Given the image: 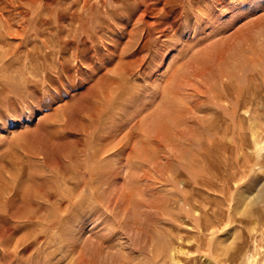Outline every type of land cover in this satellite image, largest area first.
Masks as SVG:
<instances>
[{"label": "rangeland", "instance_id": "rangeland-1", "mask_svg": "<svg viewBox=\"0 0 264 264\" xmlns=\"http://www.w3.org/2000/svg\"><path fill=\"white\" fill-rule=\"evenodd\" d=\"M0 14V94L21 96L0 122V224L8 195L34 201L14 264H264V0Z\"/></svg>", "mask_w": 264, "mask_h": 264}, {"label": "bare ground", "instance_id": "bare-ground-1", "mask_svg": "<svg viewBox=\"0 0 264 264\" xmlns=\"http://www.w3.org/2000/svg\"><path fill=\"white\" fill-rule=\"evenodd\" d=\"M1 15V14H0ZM7 23V22H6ZM9 27V26H8ZM61 45V44H60ZM57 46H58V44H57ZM50 47H51V45H50ZM53 47H54V45H53ZM55 48V47H54ZM58 48V47H57ZM56 48V49H57ZM62 48H64V47H62ZM62 48H61V50H62ZM51 50V49H50ZM7 51H10V48H9V50H7ZM6 52V51H5ZM4 52V53H5ZM50 52V51H49ZM60 52V51H59ZM62 52V51H61ZM54 53H56V52H53V54ZM7 54V53H6ZM11 54V53H10ZM9 54V55H10ZM51 54V53H50ZM81 54V53H80ZM8 55V54H7ZM4 56V55H3ZM66 56V55H65ZM58 57V56H57ZM66 58V57H65ZM51 59H53V58H51ZM55 62V61H54ZM60 62V61H59ZM66 62V61H65ZM52 64V63H51ZM29 65V64H28ZM77 65H79L78 64V62H77ZM30 66V65H29ZM52 66V65H51ZM81 66V65H80ZM64 67V66H63ZM65 67H67V66H65ZM23 68V67H22ZM62 68V67H61ZM69 69V68H68ZM56 70V69H55ZM29 71V70H28ZM28 71H26V72H28ZM31 71V70H30ZM29 71V72H30ZM33 71V70H32ZM62 71V70H61ZM67 71V70H66ZM14 72H15V70H14ZM17 72V71H16ZM15 72V73H16ZM22 72H23V69H22ZM18 73V72H17ZM24 73V72H23ZM22 73V74H23ZM36 73V72H35ZM34 74V72L32 73V75ZM58 74V73H57ZM69 74V73H68ZM31 74H29L28 76H30ZM36 75V74H35ZM42 76V75H41ZM64 76V75H63ZM69 76H71V74L69 75ZM44 77H48V76H46V75H44ZM19 78V77H18ZM32 78V77H31ZM34 79H35V77H33ZM104 78V77H103ZM59 79V78H58ZM65 79V78H64ZM18 80H20V79H18ZM37 81V80H36ZM36 81H34V80H27V79H24L23 81H22V85H24V87L25 88H27L28 89V91L30 90L29 88L30 87H32V86H34L35 85V87L36 86H38V81L36 82ZM20 81H18V83H19ZM40 84H41V82H40ZM39 84V85H40ZM64 85V84H63ZM10 87L11 86H9V87H7L6 88V90H5V93H2V94H4V95H2V94H0V122L3 124V121L4 120H6V118H9V117H12V116H14L15 115V112L18 110V107H19V103H18V99L21 97H17L16 95H12L11 94V92L9 91L10 90ZM12 88V87H11ZM24 88V89H25ZM33 89V88H32ZM14 90H16V88L14 89ZM18 92V94H19V91H17ZM17 92H16V94H17ZM30 93H28L27 92V94H26V96H22V98H27V100H28V98H31L32 99V97L33 96H35L34 94L36 93V91L33 89V90H30L29 91ZM23 93V92H22ZM57 93V92H56ZM7 95V96H6ZM26 100V101H27ZM26 101H24V102H26ZM23 102V103H24ZM26 104L27 103H25L24 105L26 106ZM29 105V104H28ZM30 107H31V105H29ZM3 107H5L6 109L4 110L3 109ZM27 108V107H26ZM29 108V107H28ZM27 108V109H28ZM17 116V115H16ZM15 118V117H14ZM18 118V117H17ZM12 120V119H11ZM10 120V121H11ZM5 122V121H4ZM3 126H4V124H3ZM2 187V186H1ZM4 189L6 188V186L5 187H3ZM2 188V189H3ZM12 188V187H11ZM10 189V188H9ZM8 190V189H7ZM6 191V190H5ZM11 192V191H10ZM7 193V192H6ZM5 193V194H6ZM36 194H37V192H34V194H33V197H36ZM25 195H26V193H25ZM29 195V194H28ZM27 195V196H28ZM6 197V196H5ZM18 197V196H17ZM29 197H26V196H23L22 197V200H21V206H20V208L17 210V211H11V210H9V207H11V205H12V201L13 200H16V199H13V196H10V195H8L7 197H6V203H7V205H8V209L7 210H5L6 211V213H5V211H4V213H5V215L3 216V224H0V264H14L13 262V259H14V257H16V254L15 253H18V252H20V250H21V252L23 253L25 250H26V246H25V238L24 237H21L20 236V238L18 239V238H16L15 237V234H17V233H19V232H22V230L25 228V226H26V223H27V220L29 219V216H28V212L31 210V209H33L32 208V206H33V203H34V201H32L31 202V200L30 201H28L29 199H28ZM3 199V198H2ZM21 199V198H20ZM15 202V201H14ZM37 202V201H36ZM3 204V203H2ZM5 204V203H4ZM3 204V205H4ZM39 204V203H38ZM2 205V206H3ZM6 206V205H5ZM15 208V207H14ZM14 208H12V209H14ZM2 209V208H1ZM4 209V208H3ZM38 209V208H37ZM2 213V212H1ZM2 215V214H1ZM13 220V221H12ZM14 220H20V222H21V226H19L18 225V227H14V225L12 226V224H11V222H14ZM31 223V222H30ZM29 223V224H30ZM39 223V222H38ZM16 224V223H15ZM29 230V229H28ZM24 235V234H23ZM20 252V253H21ZM27 252V251H26ZM26 252H24V253H26ZM22 253L20 254V256L22 255ZM19 255V254H18ZM19 256V257H20ZM22 257V256H21ZM245 260H246V253L244 254V256H243V258H242V262L243 263H245ZM232 261V260H231ZM229 264H231V262L229 263Z\"/></svg>", "mask_w": 264, "mask_h": 264}]
</instances>
